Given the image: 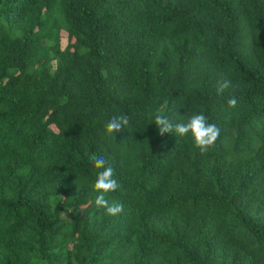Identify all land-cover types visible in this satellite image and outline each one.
<instances>
[{"label": "trees", "instance_id": "obj_1", "mask_svg": "<svg viewBox=\"0 0 264 264\" xmlns=\"http://www.w3.org/2000/svg\"><path fill=\"white\" fill-rule=\"evenodd\" d=\"M0 264H264V0H0Z\"/></svg>", "mask_w": 264, "mask_h": 264}, {"label": "clouds", "instance_id": "obj_2", "mask_svg": "<svg viewBox=\"0 0 264 264\" xmlns=\"http://www.w3.org/2000/svg\"><path fill=\"white\" fill-rule=\"evenodd\" d=\"M231 85L229 79H222L217 82L216 92L223 96L225 90ZM230 108L236 107L238 101L234 95H230L226 101ZM175 119L170 118L164 111L158 110L152 121L155 122L159 136L166 133H175L178 136L191 135L193 145L201 153H207L215 147L216 141L220 136V128L210 123L204 113L193 114L186 120L179 116V111ZM130 122L129 116L125 114L112 115L104 124L105 134L115 138V134L121 132ZM89 162L97 169L93 190L98 193L94 198V205L97 209H104L105 213L110 216H116L123 211V204L120 202H110L107 193L116 191L120 184L115 178V169L109 163L107 158L102 154L92 153L89 156Z\"/></svg>", "mask_w": 264, "mask_h": 264}, {"label": "rangeland", "instance_id": "obj_3", "mask_svg": "<svg viewBox=\"0 0 264 264\" xmlns=\"http://www.w3.org/2000/svg\"><path fill=\"white\" fill-rule=\"evenodd\" d=\"M65 42H66V39H65V37L63 36V38H62V45H64Z\"/></svg>", "mask_w": 264, "mask_h": 264}]
</instances>
